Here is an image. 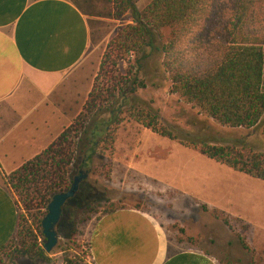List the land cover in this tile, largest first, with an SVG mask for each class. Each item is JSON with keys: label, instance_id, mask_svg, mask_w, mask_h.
Here are the masks:
<instances>
[{"label": "trees", "instance_id": "trees-1", "mask_svg": "<svg viewBox=\"0 0 264 264\" xmlns=\"http://www.w3.org/2000/svg\"><path fill=\"white\" fill-rule=\"evenodd\" d=\"M137 1L111 0L110 18L128 13L129 23L105 44L80 111L42 151L10 173H0L16 207L14 232L0 246V261H47L38 239L50 197L68 189L74 172L89 169L104 152L111 154L124 121L264 183V154L244 138L222 136L202 122L196 132L162 124L152 101L136 94L150 81L151 62L155 72L165 74L169 94L219 127L260 126L264 142V0H150L140 9ZM79 191L62 206L56 226L73 238L92 217L128 209L110 201L78 202ZM210 213L228 226L224 213ZM62 262L75 264L67 256Z\"/></svg>", "mask_w": 264, "mask_h": 264}, {"label": "rangeland", "instance_id": "rangeland-1", "mask_svg": "<svg viewBox=\"0 0 264 264\" xmlns=\"http://www.w3.org/2000/svg\"><path fill=\"white\" fill-rule=\"evenodd\" d=\"M149 1L138 0L135 7L140 9ZM74 2L88 23V54L78 74L81 77L87 73L88 82L96 72L105 44L129 23V16L125 13L119 20H112L111 0ZM155 63L158 65L159 59ZM146 73L150 81L136 94L144 101H152L162 124L196 132L202 122L222 136L244 138L264 154L260 126L251 130L219 127L169 94L165 74L155 72L151 62ZM0 166L3 170L7 167L6 163ZM80 171L86 177L78 185V202L110 201L124 208H136L151 217L177 249L201 251L219 264H264L263 182L235 173L126 121L116 130L111 154L104 152L89 169ZM76 175L74 172L71 179ZM212 209L228 217V226L213 218ZM93 221L92 217L74 238L55 228L57 242L50 253L43 252L47 256L45 262L29 258L10 262L3 258L0 264H63V256L75 264H92L86 242Z\"/></svg>", "mask_w": 264, "mask_h": 264}, {"label": "crops", "instance_id": "crops-1", "mask_svg": "<svg viewBox=\"0 0 264 264\" xmlns=\"http://www.w3.org/2000/svg\"><path fill=\"white\" fill-rule=\"evenodd\" d=\"M88 45L87 19L71 0H0V165H7L0 173L42 151L80 111L95 75L88 82L87 73L78 75ZM15 222L16 207L0 182V246ZM87 245L92 264H219L201 251L177 249L134 209L96 219Z\"/></svg>", "mask_w": 264, "mask_h": 264}, {"label": "water", "instance_id": "water-1", "mask_svg": "<svg viewBox=\"0 0 264 264\" xmlns=\"http://www.w3.org/2000/svg\"><path fill=\"white\" fill-rule=\"evenodd\" d=\"M86 177L85 173L78 171L77 175L71 179L67 190L62 193L54 194L50 197L45 207V215L40 221V233L42 235V251L45 254L50 253L57 242V234L55 228L59 222L61 208L66 201L73 198L77 192L80 181Z\"/></svg>", "mask_w": 264, "mask_h": 264}]
</instances>
